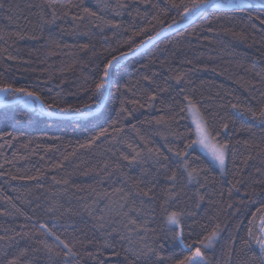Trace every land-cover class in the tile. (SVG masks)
<instances>
[{
	"label": "trees",
	"instance_id": "1",
	"mask_svg": "<svg viewBox=\"0 0 264 264\" xmlns=\"http://www.w3.org/2000/svg\"><path fill=\"white\" fill-rule=\"evenodd\" d=\"M120 2L124 8H116L117 0H0V84L36 91L45 103L65 107L86 102L85 77L91 80L109 54L134 50L121 62L123 94L113 85L104 115L94 122L60 121L23 105L0 104V264L14 257L20 264H54L41 243L52 244V238L42 234L40 224L62 239L83 241L84 251L105 264H127L123 254L117 257L105 249L101 255L97 244L88 243L100 240L101 234L83 210L85 203L96 217L103 210L112 221L107 230L124 231L127 220L116 212L126 193L130 195L123 211L133 202L137 208L156 210L147 216L131 212L129 218L147 220L149 229H157L156 246L164 245L163 256L178 253L181 246L159 232V206L168 183L160 176L151 198L136 195L134 182L150 178L155 167L151 161L129 167L121 157L133 149L145 154L147 148L158 149L169 157L172 168L182 172L183 161L174 153L194 139L188 136L191 122L186 114L174 115L185 95L198 102L209 124L220 131V139L229 143L227 171L221 174L193 146L187 159L191 167L202 169L199 182L179 181L168 210L186 213L185 233L191 231L193 238L204 224L209 230L215 223L224 228L214 249L207 251L211 264H260L258 249L241 243L252 214L264 205V183H257L264 181V121L246 111L258 113L264 107V25L254 18L259 7L245 12L208 8L183 19L184 6L190 7L192 0ZM173 2L181 6L172 7ZM84 8L96 17L87 16ZM53 13L58 19L45 23ZM81 16L84 19H76ZM177 24L182 25L161 34ZM176 76L183 77L180 83ZM152 93L156 99L150 102ZM121 99L127 111L117 117ZM112 119L117 123L108 128V135L89 144ZM253 189L258 193L254 197ZM143 235L132 233L131 238L138 242ZM121 244L130 246L127 240ZM153 261L155 257L147 264ZM81 264L96 262L84 255Z\"/></svg>",
	"mask_w": 264,
	"mask_h": 264
},
{
	"label": "snow or ice",
	"instance_id": "2",
	"mask_svg": "<svg viewBox=\"0 0 264 264\" xmlns=\"http://www.w3.org/2000/svg\"><path fill=\"white\" fill-rule=\"evenodd\" d=\"M175 2L172 3V7H180ZM258 6L260 9V14L254 17L259 19L260 23L264 25V0H192L191 6H184V13L182 15L191 17L202 13L208 8H233L237 11L245 12L251 11L253 7ZM125 5L117 0L116 8H124ZM84 13L89 17H96V13L91 12L88 8L83 9ZM67 15V13H65ZM58 19L55 13L52 15V19L45 21V23H54ZM76 19H84V17H77ZM97 19H102L97 17ZM105 23L110 24L112 27H117L111 21H105ZM175 23V21H173ZM159 35V33H157ZM23 39V37H21ZM151 39V38H149ZM83 48H87L88 45H83ZM140 46H137V49ZM113 51H116L115 49ZM133 49L129 47L128 52H120L119 55L109 54L108 57L102 62V65H97L96 71L89 80L85 77V83L87 88L84 92L87 94V101L81 103L79 106L67 105L61 107L59 104H48L45 103L41 95L33 90L26 87H14L11 84H0V104L2 105H24L26 108L31 109L40 116L56 117L60 121H71L73 123H91L100 119L107 109L106 101L113 96L111 91L112 86L116 85L115 91L117 93L122 92V87L119 83L121 80L122 65L121 62L124 61L130 54L133 53ZM144 80H150L148 76L143 77ZM176 82L180 83L183 79L182 76L175 77ZM124 89H127V82L124 85ZM9 97H11L9 99ZM149 101H154L156 99V94L152 93L148 97ZM136 103V101H133ZM120 109L117 112V117H120L125 111H127L125 105L126 101L121 99ZM234 109H237V114H239L238 105H232ZM246 111L250 112L254 118H259L264 121V107H261L259 112L253 111L251 108H247ZM99 113V115H97ZM180 113L186 114L184 118L190 119L191 124L188 129V136L194 137V139H189L184 145V150L175 151L174 155L179 157L183 161L181 168L182 172L178 171L176 168H172L167 161L169 157L164 156L158 149L153 150L152 148H147V153L143 151H138L133 149L131 155H123L121 158L127 161L128 166L140 165L151 161L155 167V172L151 173L148 179H137L134 182L136 189V195L151 198L153 189L155 188L154 181H157L160 176H163L165 181L168 183L169 187L164 190L163 199L160 203V218L161 226L159 232L162 233L163 238L170 242L178 243L181 248L178 253H173L167 257L162 255V250L164 245L161 243L156 246V240L159 239L157 235V229H149L147 227L148 221L145 220L144 223H138L137 220L129 218V213L135 212L137 215L142 212L147 216L150 213L155 214V209L145 210L143 208L133 206L128 207L127 211H123L127 206V199L130 193H126L120 197L123 203L119 204V210L116 212L117 216H122L127 220L123 224L124 231H120L115 227L108 231L107 228L111 227L112 221H108L103 214L98 217L94 215L92 207L85 203L83 205V210L88 213L89 216L93 217L95 223L93 228L101 234V239L96 241H89L88 243H95L98 245L96 251L103 254V250H112V255L119 257L121 254L124 255L127 264H139L143 259L145 264L152 257H155L153 264H211V260L208 258L207 251L209 249H214L216 244L221 238V234L224 232V228L221 227L219 223L212 224L209 230V224L201 225L202 232L197 234L194 238L192 232L189 231L186 235L185 224L183 217L186 213L183 210H172L169 211V202L175 198V189L177 183L181 180L185 181L186 184H192L193 182H199L198 177L202 171L199 168H193L188 162L187 155L188 150L193 148V146H199L201 152H203L207 157L210 158L214 166H218L221 173L227 171V157L229 153V143L220 139V131L213 128L203 113L197 101L191 96L185 95L183 101L180 102L179 112L174 115H179ZM27 115V113H25ZM163 118L157 120V123H161ZM117 123L116 119H112L108 127H101L100 130L92 136L89 144L95 143L101 137H106L108 135V128H114ZM222 128L226 130L228 124L224 123ZM6 135H11V133H6ZM84 145H82L83 147ZM172 151V149H169ZM119 167V165H117ZM142 173L148 176V170L142 168ZM15 179V177H13ZM33 179V177H29ZM239 183V181H237ZM257 183H264V181H257ZM204 185H201L203 187ZM95 191V189H93ZM122 191V190H119ZM264 193V190H261ZM258 193L255 189L252 191V196H256ZM107 195V194H105ZM251 198V197H250ZM203 199V197H199ZM254 202V201H253ZM143 203V201H141ZM111 208V205L108 206ZM199 207V203H197ZM229 207H232L229 204ZM52 211V209H49ZM190 215V213H189ZM211 220V218H209ZM40 230L45 237L52 238V244H48L46 241L41 243L44 249L49 254V258L54 261V264H81L84 259V255L88 258L94 260L96 264H105V261L99 259L97 255L93 252L84 251V242L73 238L72 240L62 239L54 231L50 230L46 225L40 224ZM143 231L144 235L139 237L138 242H134L131 238L132 233H138ZM152 232L153 237L149 238L148 233ZM127 233V235L125 234ZM3 239V237H0ZM151 242H146L148 240ZM127 240L130 246H123L121 242ZM241 243L251 249L255 246L258 249L259 262L264 264V205L257 212L252 214V219L248 221L247 238L243 239ZM135 244V246H131ZM119 247V250L117 248ZM83 253V254H82ZM25 255V250H22L20 256ZM7 264H20L19 258L14 257L13 259L7 261Z\"/></svg>",
	"mask_w": 264,
	"mask_h": 264
},
{
	"label": "rangeland",
	"instance_id": "3",
	"mask_svg": "<svg viewBox=\"0 0 264 264\" xmlns=\"http://www.w3.org/2000/svg\"><path fill=\"white\" fill-rule=\"evenodd\" d=\"M221 2H222V0H221ZM190 17H187V16H184L183 15V19H189ZM24 106V105H23ZM25 107V106H24ZM190 120V119H189ZM191 122V121H190ZM194 147H196L199 151H200V149H199V146H195L194 145ZM201 152V151H200ZM201 153H203V152H201ZM204 154V153H203ZM205 155V154H204ZM206 156V155H205ZM207 157V156H206ZM207 158H209V157H207ZM210 159V158H209ZM217 167V169L220 171V169H219V167L218 166H216ZM220 173H221V171H220ZM221 174H224V173H221Z\"/></svg>",
	"mask_w": 264,
	"mask_h": 264
},
{
	"label": "water",
	"instance_id": "4",
	"mask_svg": "<svg viewBox=\"0 0 264 264\" xmlns=\"http://www.w3.org/2000/svg\"><path fill=\"white\" fill-rule=\"evenodd\" d=\"M198 15V14H197ZM197 15H195V16H197ZM194 16V17H195ZM180 25H182V24H177V25H173V26H171L170 28H168V29H166L164 32H162L161 34H163V33H165L166 31H169V30H171V29H174V28H177V27H179ZM5 106V105H4Z\"/></svg>",
	"mask_w": 264,
	"mask_h": 264
}]
</instances>
